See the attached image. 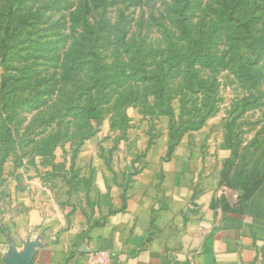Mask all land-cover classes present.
I'll list each match as a JSON object with an SVG mask.
<instances>
[{
  "label": "rangeland",
  "instance_id": "374dc122",
  "mask_svg": "<svg viewBox=\"0 0 264 264\" xmlns=\"http://www.w3.org/2000/svg\"><path fill=\"white\" fill-rule=\"evenodd\" d=\"M200 129L264 194V0H0V190L70 197L82 150L130 165Z\"/></svg>",
  "mask_w": 264,
  "mask_h": 264
},
{
  "label": "crops",
  "instance_id": "0c3cea01",
  "mask_svg": "<svg viewBox=\"0 0 264 264\" xmlns=\"http://www.w3.org/2000/svg\"><path fill=\"white\" fill-rule=\"evenodd\" d=\"M213 137L200 129L172 146L163 137L130 165L82 150L70 197L57 183L23 191L10 178L0 264H90L94 249L109 264H264V194L231 189Z\"/></svg>",
  "mask_w": 264,
  "mask_h": 264
},
{
  "label": "built area",
  "instance_id": "2783aa9c",
  "mask_svg": "<svg viewBox=\"0 0 264 264\" xmlns=\"http://www.w3.org/2000/svg\"><path fill=\"white\" fill-rule=\"evenodd\" d=\"M90 264H109L107 252L101 249H94L89 255Z\"/></svg>",
  "mask_w": 264,
  "mask_h": 264
}]
</instances>
